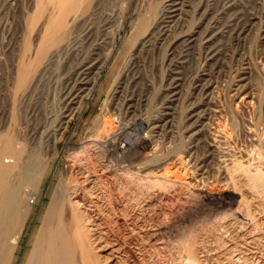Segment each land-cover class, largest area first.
Listing matches in <instances>:
<instances>
[{"label":"rangeland","instance_id":"obj_1","mask_svg":"<svg viewBox=\"0 0 264 264\" xmlns=\"http://www.w3.org/2000/svg\"><path fill=\"white\" fill-rule=\"evenodd\" d=\"M37 1L0 0V136H16L17 152L27 155L20 157L30 158L19 168H34L21 188L12 264H22L57 205L66 208L72 229L77 221L85 225L72 233L84 264H102L109 249L127 264H264V0H169L177 9L171 26L144 47L148 27L141 30L136 22L149 16L152 2L161 9L168 0H107L87 23L69 17L70 33L58 47L75 39L77 45L52 61L57 47L40 59L22 56L23 34L38 43L42 20L33 26L27 20ZM108 27L119 45L116 55L129 60L120 94L108 98L112 59L95 97L62 119L69 79ZM22 61L32 67L18 91ZM165 107L172 116L161 122ZM193 108L204 115V132L197 136L189 128ZM105 114L115 133L96 141L95 119ZM155 121L162 128L148 134ZM60 122L63 130L48 139ZM120 148L124 156L115 153ZM139 155H157L173 175L160 176L156 164L145 172L137 170L141 164L131 167ZM92 223L94 233L87 226ZM99 243L108 249L105 255L97 251ZM86 248L103 255L101 262H90Z\"/></svg>","mask_w":264,"mask_h":264},{"label":"bare ground","instance_id":"obj_2","mask_svg":"<svg viewBox=\"0 0 264 264\" xmlns=\"http://www.w3.org/2000/svg\"><path fill=\"white\" fill-rule=\"evenodd\" d=\"M46 1H47V3H45L44 0H39V1H37L38 4H36V3L32 4L30 6V7H33L32 12L29 11V13H27L28 24H31L32 26L37 21L42 20V26L39 30L37 45L32 44L31 37L28 36V38H23L25 36V34H23L21 36L20 43H22V44L24 43V46H23L22 51H21L22 56L29 55V57H30L29 59H33V58L34 59H40L43 56L45 57V55L49 51V49H51L53 47L54 48L57 47L58 49L56 48V50L50 54V61H52L57 56H59L61 53H63V51H65L67 48L76 47V45H77L76 40L77 39H75L71 43H67L66 45H64L61 48L58 47V46L62 45V43L65 42V40H67V37L70 33V30H69L70 23L68 21L69 17L72 18L73 23L84 21V20H85V23H87L88 20H91L95 16V13L98 11L97 10L98 7H100L102 5V3L104 1H107V0H46ZM99 1H101L100 4H98ZM94 3L96 4V7H95L96 10H94L92 8ZM49 5L50 6L52 5L53 9L51 11L48 10ZM2 9H4V8L1 7V4H0V12H2ZM175 9H176V6L174 5V3H172L169 0L163 4L161 9L159 8V4L156 5V4H153V2H152L149 5V7H148L149 16L144 17L145 19H143L142 21H140L141 20L140 19L141 17H140L139 22H136L137 24L141 23V26L139 24V26H140L139 28L141 30L148 27V31L146 32V34L143 36V38L141 40L142 47L146 46L147 44H150L151 40L155 36H157L158 33L163 31V29L167 26V24H169L171 18L173 17V13H175L177 11V9L176 10ZM80 13H83L84 15H80ZM109 23H111V22L109 21ZM137 24H136V26H138ZM27 27H28V25H27ZM0 28L2 29V25H0ZM134 28H135V26H134ZM108 29H109V27L107 29H104L105 33L103 34L102 38L99 40V42L96 45H94L95 47L93 48L92 52L77 67V69L75 70V73L72 76L73 78L69 79L70 80L68 82L69 84L66 87L67 90H65L66 91L65 100H63V101H65L66 105L63 106L64 107V111H63L64 114L62 116V119H67V118L71 117V115L75 111L79 110L80 107H82L84 100L91 99L94 96L103 74L106 75V73L108 72V71H106V73H105V70H106V68L108 70V66L110 64V61L112 62V59L114 61H113V65H111L112 67L110 66L111 70H110V73L108 76L115 75V77H114V82L108 91V98H110V97L115 98L118 94H120L121 87H122V84L120 83V78L122 77L123 73H125V70L127 69V68H125V67H127L126 63H128L129 60H127V56H125L122 52L118 53V55H116L118 50H119V45H118V42L115 38L109 36V34L107 32ZM90 32H91V28L88 27V33H90ZM129 57L130 56L128 55V58ZM122 60L124 61L123 67L118 71L117 74H115V71L117 69V65ZM28 65L25 64V61H22L21 66L19 68L18 74L20 73V75H19L18 81L15 83L16 89L18 91L22 90L25 82L27 81V78H26L27 72L32 67V66L28 67ZM174 83H176V82H174ZM177 85H175V86L178 87ZM68 86H70V87H68ZM176 87L173 88V91L171 92L170 103L176 101L175 97L178 95L177 91L174 92V90H177ZM97 91H98V89H97ZM108 98H107V101H108ZM104 110H102V111H104ZM167 110H169V108L165 107L164 112H162V114H160L161 115V119H160L161 122L164 121V119L166 117L172 116L171 113L166 112ZM202 115H203L202 111L199 108H193L191 110L189 128L191 129V132H193L192 136H197V135L201 134L203 131L202 124H203V120H204V118H203L204 115L203 116ZM105 116H106V114L102 117L98 116L95 119V122L99 123V127H98L99 133H97L95 136L96 141L97 140L100 141L105 137H106V140H107V138L111 139L110 137L113 138V136H114L115 131L112 127V123H111V121L104 118ZM95 122H94V124L96 126H98ZM167 123H169V122H167ZM158 124L159 123L156 121L151 122L147 126V133L151 134V135H152V133L153 134L157 133L156 130H160L162 128ZM63 125H64V123L62 124L60 122V125L57 127V129L52 134L54 136H49L48 139L55 137L56 134H58L60 131H62ZM102 135H104V136H102ZM15 138H16V136H15ZM15 138L13 136L6 135V134L0 136V264H12L13 263L12 261L14 258L13 256H14L15 248L17 247L16 246L17 242H15V239H13V237H12V230H14L13 228H15L16 226H18V224L20 223V221L22 219V215L20 213L21 193H22L21 188H22V186H24L23 184L25 182H27V183L29 182V180H30L29 174H32V173H30V171L32 172L34 169L31 166L28 167L29 165L27 167L20 166V168H19V164H21V159L24 156L23 154L26 155V153H23V154L20 153L19 154L17 152V150H18L17 146L20 143L17 144V142H16L17 140H15ZM122 138H123V136H122ZM145 138L148 139L149 137L146 136ZM121 140L122 139L119 140L120 144H121ZM213 147L216 148V146H213ZM21 148H22V146H21ZM21 148L19 149L20 151L22 150ZM120 149L123 151L120 152V150H117V151H115V153L118 154V152H119V154L122 153V156H124L126 154L125 148H120ZM22 152H23V150H22ZM20 155L22 157H20ZM113 155L114 154L112 153L111 156H113ZM143 156H146V155H139L136 159H133L130 162L131 167H133L132 165H134V164L135 165L141 164L143 166H140L139 168L136 167V168L138 171L145 172L151 167V165L154 167V165L156 164L157 169L160 170L158 172V174L160 176H164V177L169 178V176L173 175V171L170 168L166 167V168L162 169L163 163H161L159 165L160 157H158L157 155H154V156L151 155V157H146L144 159H143ZM36 157H38V156H36ZM29 159H28V162H29ZM34 160H32V161L34 162ZM37 160H38V158H37ZM22 161H23V159H22ZM25 161H23V162H25ZM28 162H25L26 165ZM37 162H39V160ZM29 164H31V163H29ZM17 171L20 174H19V177L17 176L18 180L16 181V180H14V178L16 177L15 175L18 174ZM37 175H36V177H37ZM90 176H88V177L90 178ZM17 177H16V179H17ZM31 177H34V176H31ZM94 178H96V177H94ZM88 180H90V179H88ZM33 182H34V180H33ZM89 182H91V180ZM92 184L94 185V183H92ZM89 195H91V194H89ZM58 198H60V196ZM86 198H88V199L90 198L88 196V194L86 195ZM92 199H94V198H92ZM24 200L26 202V199H24ZM59 202H61V201L59 200ZM68 202L69 201H67L66 203H68ZM53 203H55V202H53ZM56 203H58V202H56ZM73 204H75L79 210L81 208H83V204L79 203L78 200H77V202H75ZM66 206H67V204H66ZM65 209L66 208H64V206L58 207V205H57V207L54 206V208L50 211V213H48L49 214V215H47L48 218L43 224L42 233L41 234L38 233L39 236H37L36 240L34 238L35 242H34L33 246L31 247L32 249H31L29 254L27 253L28 256L23 258L24 260L22 261V264H84L83 260H81L77 254L78 251L75 250V248H74V246H76V244L74 245L75 238L73 240L72 233L74 234V232L77 233L78 230L84 229L85 225H83L82 223H79L78 221L77 222L75 221L76 225L72 229L71 225L68 223L69 222L68 217L64 213ZM72 210H73V207H72ZM48 212H49V210H48ZM69 212H68V216H69ZM72 212H74V211H72ZM80 214L83 216L82 212ZM72 215H73V213H72ZM84 215H86V214L84 213ZM80 217L81 216L78 215L76 217V219L80 218ZM88 218L91 219L90 217H88ZM77 220H81V219H77ZM71 221H72V218L70 219V223H71ZM88 221H90V220H88ZM88 221H87V223H88ZM41 222H43V221L41 220ZM73 223H74V221H73ZM20 226H18V227H20ZM87 226H90L89 230L92 232L93 231L95 232L97 229L96 228L97 225L95 226L94 223L87 225ZM39 228H40V226H39ZM98 230H99V228H98ZM39 232H40V230H39ZM14 233L15 232H13V234ZM82 233H84V232H82ZM81 235L83 237V234H81ZM13 236H15V235H13ZM16 239H17V237H16ZM79 240L82 241L81 238ZM79 240H78V244L80 243ZM84 242H89V241L86 240V241H83V243ZM247 243H249V241ZM89 246L90 245H88V247ZM82 247H84V246L82 245ZM97 249H98L97 251L104 253V255H105V252L108 251V249H106L105 246H101V243L98 244ZM16 251H17V248H16ZM80 251H81V254H83L82 253L83 250H80ZM86 251H89V248H86L85 252ZM88 255H89L88 256L89 261L94 257L95 259H92V260H96L98 262H101V258L104 257L105 264H127V262H121L120 263V262H118L119 260L117 261L115 259V251L113 249H111V250L109 249V253L107 254V256L105 255L106 257L103 255H102L103 257L102 256L98 257L99 256L98 254H97L98 256H94L93 252L92 253L90 252V254H88ZM191 260H192V258H191ZM104 262L102 264H104ZM94 263H96V262H94ZM189 263H190V261H189ZM88 264H89V262H88Z\"/></svg>","mask_w":264,"mask_h":264}]
</instances>
